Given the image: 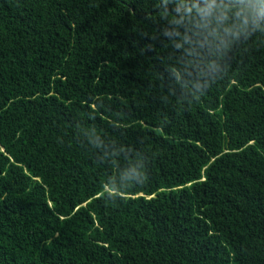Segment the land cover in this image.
<instances>
[{
  "label": "trees",
  "instance_id": "1",
  "mask_svg": "<svg viewBox=\"0 0 264 264\" xmlns=\"http://www.w3.org/2000/svg\"><path fill=\"white\" fill-rule=\"evenodd\" d=\"M0 264H264V0H0Z\"/></svg>",
  "mask_w": 264,
  "mask_h": 264
}]
</instances>
